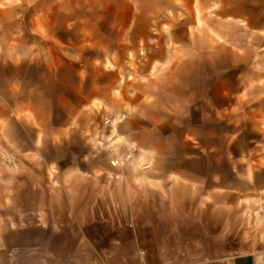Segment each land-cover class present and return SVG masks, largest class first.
Returning <instances> with one entry per match:
<instances>
[{"label":"rangeland","instance_id":"rangeland-1","mask_svg":"<svg viewBox=\"0 0 264 264\" xmlns=\"http://www.w3.org/2000/svg\"><path fill=\"white\" fill-rule=\"evenodd\" d=\"M207 1L0 0L1 241L136 262L152 239L184 264L248 251L205 197L253 188L254 172L264 188V32L237 17L210 38L206 16L242 0ZM262 226L249 218V243Z\"/></svg>","mask_w":264,"mask_h":264},{"label":"crops","instance_id":"crops-1","mask_svg":"<svg viewBox=\"0 0 264 264\" xmlns=\"http://www.w3.org/2000/svg\"><path fill=\"white\" fill-rule=\"evenodd\" d=\"M229 5L225 10L221 11L223 17H219L220 21H217L215 15L208 14L206 16L207 24L205 31L208 33L209 37L212 36L210 33L220 36V32L223 29L220 28L218 24L226 22V19L239 17L242 25L250 24L255 25V29L258 32H264V21L253 20V14L258 12L256 16L264 17V14L260 15V9L264 10V0L258 2L257 5L250 0H245L239 2L241 6L240 15H234L232 2H225ZM219 2L211 0L204 3V7L215 8ZM225 4V5H227ZM212 5V6H211ZM258 9V10H254ZM244 10V11H243ZM194 30H193V40L196 35V21L197 14L194 13ZM198 33L200 30H197ZM213 38V37H212ZM222 38V37H221ZM197 54L194 53L193 56ZM175 56V55H174ZM171 60V59H170ZM182 174H184L182 172ZM253 182H249V178L246 181L247 184L252 183L254 185L251 189L240 190L239 193H226V194H216L209 192L206 195V202L208 204L213 203V209L208 210L209 213H215V206L223 205L229 208H224L223 211L229 214L231 217L234 216L239 218L240 222V240L237 245L238 248L248 249V251H241L234 255H224L221 257H209L206 259H201L195 262L187 264H264V188L261 186L257 180V174H253ZM251 181V180H250ZM225 204V205H224ZM260 218L261 224L263 225L260 230V236L257 234L255 244L251 241L248 242L247 237L244 234L249 235L248 223L250 217ZM25 230H19V238L23 236ZM124 245L125 243L122 242ZM133 247H135V242H131ZM95 242L90 241H57V240H45L41 239L39 236H32L30 240H19L17 244H8L0 240V264H184L182 260L172 261L168 260L164 255H156L152 253V239H150L149 244L144 245L143 248L147 251L145 256H141V261L135 262V252L131 253V259L121 260L119 258L118 252L106 253L107 256L104 257V253L98 251L99 247ZM116 246V243L112 244V249ZM141 246H139L140 248ZM256 250L253 251L252 249ZM88 249L96 250L94 257H88Z\"/></svg>","mask_w":264,"mask_h":264},{"label":"bare ground","instance_id":"bare-ground-1","mask_svg":"<svg viewBox=\"0 0 264 264\" xmlns=\"http://www.w3.org/2000/svg\"><path fill=\"white\" fill-rule=\"evenodd\" d=\"M118 121L121 122V124H123V123L125 124V122H124L125 121V115H122L121 114L119 116V120ZM108 139L111 140V141L114 140V139H116V140L124 139L123 135L119 131V128L117 126V122L114 123V127H113V130H112V133L109 135ZM129 146L135 152L138 151V150L140 151V153H139L140 154V162L145 159V157H146V151H145V149H143V148L138 149V147L136 145H134V144H129ZM112 164L113 165H116L117 164V161H115V160L112 161Z\"/></svg>","mask_w":264,"mask_h":264},{"label":"built area","instance_id":"built-area-1","mask_svg":"<svg viewBox=\"0 0 264 264\" xmlns=\"http://www.w3.org/2000/svg\"><path fill=\"white\" fill-rule=\"evenodd\" d=\"M104 124L110 126V125H112V120L110 118H107V119H105Z\"/></svg>","mask_w":264,"mask_h":264}]
</instances>
